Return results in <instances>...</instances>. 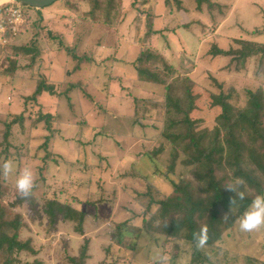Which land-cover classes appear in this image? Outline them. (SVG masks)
Segmentation results:
<instances>
[{"label":"rangeland","instance_id":"rangeland-1","mask_svg":"<svg viewBox=\"0 0 264 264\" xmlns=\"http://www.w3.org/2000/svg\"><path fill=\"white\" fill-rule=\"evenodd\" d=\"M180 1L183 8L177 10L174 5L169 8L166 0H115L112 16L107 18L102 13L97 19L90 18V6L84 0H61L39 10L12 0L0 5V10L17 7L21 12L17 21L4 16V30L0 31V142L2 119L9 113L19 114L24 111L26 116L35 120L37 110L41 114L50 112L60 117L61 124L66 123L60 129L61 136H58L56 148L54 147L62 158L50 164L54 174L48 186L37 183L38 170L42 165L40 156L43 155L38 146L42 136L46 134L42 123L37 124V129L28 137L32 157H27L25 153V148L29 147L24 140L25 133L22 138L12 135L10 145L16 150L22 146V158L11 159L16 165V171L10 178H0L3 182L0 183V207L8 210L3 216L6 221L15 220L17 214L22 216L19 239L29 242L34 251L33 254H18L17 261L13 264H70L68 259L78 255L85 240L88 241L86 264H152V256L158 250L167 253L170 264H191L189 246L177 241L163 243V238L152 240L149 235L143 234L136 250L131 252L110 240L115 222L134 216L140 218V214H143L144 208L138 201H142L139 196L144 198L145 195L147 198L151 194V198L158 201L167 194L168 189L161 185L156 170L169 167L177 179L189 176V168L181 165L183 156H176L169 143H161L156 139L158 132L164 127L165 109L162 106L164 102L151 100L159 97L161 100L164 95L162 87L131 81L129 73L131 76L134 73L132 65L136 64L141 53L158 52L172 64L174 70H179L182 75L189 74L203 88L207 87L216 93L217 88L209 81L208 76L215 78L222 83L226 93H230L229 102L242 106L247 103L246 89L264 88V54L248 60L239 69V73H234L226 70L227 66L231 69L239 67L232 56H209L207 52L214 42L225 52L232 46L235 49L238 46L233 39L238 38L253 39L264 44V0H214L224 13L222 17L219 16L222 20L216 26L209 22L207 16L198 15L194 1ZM170 2L174 3L173 0H169ZM158 17L160 19L156 20ZM196 22H203L212 31L209 28L203 33L196 31ZM255 28L262 30L261 36L251 35ZM150 29L156 33L167 29L170 33H165L163 37L160 33L149 34ZM197 41L199 47H196ZM30 44L39 49V75L55 83L56 96L66 87H73V90L70 88L67 92V96H60V103L54 100L56 96L50 100L45 95L41 101L49 102H44L37 109L32 106L31 100H25L32 95L36 78L27 70V58L18 55L15 48ZM79 58L83 59V63L80 62L77 67ZM13 61L16 62L17 70L11 74L8 71ZM156 62L159 63L160 60ZM157 63L152 66L162 68ZM77 68L81 71L88 70L89 73L86 74L90 79L82 80L85 79L83 76L82 79L78 78L81 71L76 73ZM33 71L35 72V67ZM67 72H73L72 79L65 80ZM178 80L180 81L173 80L174 83H170L172 97L183 99V83L187 79L179 77ZM112 83L116 88H111ZM6 85H12L11 90ZM13 91L16 92V105L12 99ZM128 96L131 98L128 99ZM100 106L106 109L107 116L104 118L99 115ZM135 115L147 124L145 130L133 131ZM84 122L91 127H101L106 133L117 134L119 138L115 139L118 142H112L109 137H93L94 132L90 129L79 138L76 131L81 130L78 126ZM79 143L84 145L81 148V161L77 160L75 152V145L79 147ZM154 148L162 150L159 159L144 158L133 168V172L139 177L130 178L127 183L118 181L139 154ZM2 150L1 145L0 154ZM3 158L4 156H0V162H3ZM26 166L31 167L35 173L38 188L33 195L38 202L42 196H52L85 212L82 234L77 233L74 230L75 224L69 221H60L49 227L46 218L42 219L29 212L30 205L27 201L19 206H11L19 196L14 186L15 176ZM65 168L71 171L67 173ZM91 173L93 176H90ZM141 177H145L149 183L155 181L160 192L157 193L156 188H152L149 193L148 184ZM130 181L142 185L136 186ZM155 209L152 207V210ZM174 246H178V250ZM204 253L211 259L210 264H264V229L244 233L239 230L237 220L222 240ZM2 263L3 256L0 253V264Z\"/></svg>","mask_w":264,"mask_h":264},{"label":"trees","instance_id":"trees-1","mask_svg":"<svg viewBox=\"0 0 264 264\" xmlns=\"http://www.w3.org/2000/svg\"><path fill=\"white\" fill-rule=\"evenodd\" d=\"M84 1L90 6L91 19H97L98 15L102 13L107 18L112 16L111 11L115 6V0ZM192 1L195 3L196 10H194L197 11L199 16H207L209 22L214 26L219 24V21H221L219 16L222 17L224 13L215 4L214 0ZM166 2L169 8H172L173 5L177 10L183 8L180 0H173V4L169 3V0H166ZM113 17H115V13H113ZM196 24L202 30H200L202 33L205 29H210V26L200 22H196ZM184 27L189 28L187 25ZM154 33L156 32L149 30V34ZM159 33L164 37L165 33H170V30L165 29ZM251 35L261 36L262 30L255 28L252 30ZM233 42L238 47L234 49L232 46L228 52L220 49L216 42L210 44V49L207 52L209 56H232L239 67L231 69L230 66H227L226 70L229 72L239 73L248 60L257 56L261 57L264 54V44L257 43L253 39L238 38L233 39ZM15 51L21 57L27 58V70L29 74L35 75L34 90L32 95L29 98L26 97L25 100H31L33 102L32 106L38 109L44 102H49L41 101L43 96L46 95L50 100L56 96L55 83L48 81L45 76L39 75L41 54L39 55L40 51L36 46L30 44V46L15 48ZM73 58L75 59V56ZM158 59L160 60L159 63L156 62ZM82 60V58L77 59V67ZM15 63L13 61L9 68L8 72L11 74L17 70ZM153 63L160 64L162 68H158L156 65L152 66ZM147 64L149 65L148 68L146 67ZM33 66L35 72L37 71L36 73L33 71ZM132 67L134 73L132 76L129 73L130 76L128 77L131 81L143 84L150 83L162 87L164 95L161 96V100L160 97L157 100H151L164 102L162 106L165 109L164 127L162 126V130L158 132L156 139L161 143L163 141L169 143L174 151L173 154L176 156L178 154L183 156L181 165L189 168V176L177 179L172 175L169 167L161 171L156 170L161 185H165L168 189L167 194L158 201H154L151 194L147 198L145 195L144 198L139 196L143 201L138 200L144 208L143 214H140V218L134 216V218L115 222L110 240L113 244L131 252L136 250L137 243L143 234L149 235L152 240L163 238L165 239L163 243L177 241L179 244L189 246V263L210 264L211 259L204 252L222 240L223 236L232 228L256 195L264 193V88L246 89L247 103L239 107L229 102L230 93L227 94L222 83L215 78L208 76L209 81L211 80L217 88L216 93L207 87L203 88L189 74L182 75L179 70H174L172 64L167 62L165 57L158 52L145 51L141 53L136 64ZM80 71L77 68L76 73ZM86 72L89 73L86 69L85 71L82 70L78 78L82 79L81 76H83L87 80ZM73 76V72H67L65 80L72 79ZM179 77L187 79L183 83V99L172 97L170 83H174L173 80L180 81L178 80ZM63 84L65 85L66 81ZM67 85H69L68 82ZM111 86V88H116L114 83ZM70 88L73 90V87H66L61 94H57L54 100L60 103V96H67ZM100 94L102 95V93ZM130 98L128 96V99ZM132 99L136 101L135 98ZM99 109V115L106 117V109L103 106H100ZM37 114L35 120H32L29 115L26 116L24 111L19 114L6 115L2 119L3 121L1 120L3 131L0 146H3L2 155H4V160L9 159L10 156L13 160L14 157L21 159L22 146H19V151L14 149L10 143L11 138H13L12 135L22 138L25 133L24 140L29 145L25 148V153L27 157H32L29 153L31 152V141L28 137L31 132L37 129L35 126L42 123L46 134L42 136L41 143L38 146L43 155L40 156L42 165L38 170L37 183L48 186V183L53 179L51 176L54 174L50 164L62 158L53 151V142L61 135L60 127L63 124H61L60 117L56 114L50 112L41 114L38 110ZM26 124L28 129H26ZM77 125L75 124V126ZM133 125L139 127L140 130H145L147 126L137 115H135ZM14 127L16 128L15 131ZM78 127L81 128V130L76 131V136H79V138L85 135L86 130L90 129L94 132L93 137H109L112 142H118L114 134L106 133L101 127H91L87 122H84L83 125L80 124ZM148 127L153 128V126ZM83 146L79 143L80 149ZM10 147L14 149L12 153L7 151ZM161 153L162 150L158 148H154L149 152L143 151L138 155L137 160L132 161L131 165H133L121 174L122 177L118 181L127 183L128 179L139 177L137 173L133 172L134 166L144 158L149 160L159 159ZM65 170H67V173L71 171V169L66 168ZM237 177L245 180L247 198L245 201L240 202L238 206H234L230 212L229 197L232 194L226 192L222 185L226 181ZM142 179L148 184L149 193H151L152 188H156L157 193L160 192V188L155 181V183H149L145 177H141ZM130 182L137 184L136 186L142 185L135 181ZM0 183L3 182L0 181ZM36 188L38 187H35L33 192ZM25 201L30 205L29 212L42 219L46 218L49 227H53L60 221H69L75 224L74 230L77 233H83L82 226L85 219L83 210L76 209L68 202H61L59 198L47 197V195L42 196L40 202L34 195L30 200H24L17 196L11 206H19ZM145 202L147 203L144 207ZM152 207L156 209L152 210ZM6 210L7 208L0 207V253L3 256L2 264H13L17 261L18 254L22 252L33 254L34 251L29 242H22L19 239L23 224L22 216L17 214L15 220L6 221L3 217L4 214L8 213V210ZM226 214L228 215L224 217ZM166 222L168 226L164 227L163 225ZM202 224L209 226L210 239L205 249L196 250L192 243V233L198 230ZM87 245L88 241L85 240L78 250V255L68 259L70 264H86L88 257ZM174 248L178 250L179 247L174 246Z\"/></svg>","mask_w":264,"mask_h":264},{"label":"clouds","instance_id":"clouds-1","mask_svg":"<svg viewBox=\"0 0 264 264\" xmlns=\"http://www.w3.org/2000/svg\"><path fill=\"white\" fill-rule=\"evenodd\" d=\"M15 171L16 165L13 160L7 159L0 162V178L8 179ZM14 186L21 199L30 200L33 197V189L36 187L33 169L26 166L20 170L19 174L15 176ZM222 187L226 192L232 194L229 197L230 212L234 206H238L247 198L245 180L241 177L226 181ZM163 226L167 227L168 223L166 222ZM238 227L244 233L264 229V194H258L251 200L247 209L238 219ZM209 239V226L207 224L200 225L198 230L192 233V243L196 250L205 249ZM152 264H170V258L166 252L158 250L152 256Z\"/></svg>","mask_w":264,"mask_h":264},{"label":"crops","instance_id":"crops-1","mask_svg":"<svg viewBox=\"0 0 264 264\" xmlns=\"http://www.w3.org/2000/svg\"><path fill=\"white\" fill-rule=\"evenodd\" d=\"M160 18L158 17L156 20H159ZM222 20V19H221ZM203 23V22H202ZM196 26V31H200L201 29L199 28V26L196 24L195 25ZM193 28V27H192ZM189 29V28H188ZM194 29V28H193ZM189 31V30H188ZM187 31V32H188ZM202 31V30H201ZM206 31H207V29H206ZM191 32V31H190ZM199 41H197V45H196V47H199V43H198ZM195 47V48H196ZM88 78L90 79V77L88 76ZM1 79V78H0ZM84 80H86V79H84ZM88 80V79H87ZM11 86L12 85H10V87L8 86V85H6V87L7 88H9L10 90H11ZM15 91H13V94H12V99L15 101V105H16V103H17V99H16V92L14 93ZM15 94V95H14ZM10 114V113H9ZM12 114H14V113H12ZM0 116H2V114L0 115ZM5 117V116H4ZM103 118H104V116H103ZM62 124H66L65 122L63 123L62 122ZM63 126V125H62ZM62 126L60 127L61 128V130H62ZM132 129H133V131H135V130H137V132H139V127H135L133 124H132ZM16 130V128L14 127V131ZM89 131V130H88ZM59 136H61V135H59ZM115 137H118L119 138V136L117 135V134H115L114 135ZM58 141V138L53 142V150H54V152L56 153V154H59L60 155V153H57V151L55 150V148H56V142ZM0 144H1V142H0ZM55 147V148H54ZM9 151H10V153H12L13 151H14V149L13 148H9ZM75 152H76V157H77V160H79V161H81L80 159H83V158H81V157H83V155H82V153H83V150L82 149H80V147H78L77 145H75ZM82 152V153H81ZM62 155V154H61ZM71 155H75L74 153H71ZM0 156H4V155H2V154H0ZM68 157H70V155H68ZM63 158H64V155H63ZM65 158H67V157H65ZM10 159H11V157H10ZM86 160H88V158L86 159ZM83 163H86V162H83ZM93 173H91L90 174V176H93L92 175Z\"/></svg>","mask_w":264,"mask_h":264},{"label":"water","instance_id":"water-1","mask_svg":"<svg viewBox=\"0 0 264 264\" xmlns=\"http://www.w3.org/2000/svg\"><path fill=\"white\" fill-rule=\"evenodd\" d=\"M1 1V0H0ZM20 5H23L28 8H32L35 10L43 9L51 6L57 1L61 0H12Z\"/></svg>","mask_w":264,"mask_h":264},{"label":"built area","instance_id":"built-area-1","mask_svg":"<svg viewBox=\"0 0 264 264\" xmlns=\"http://www.w3.org/2000/svg\"><path fill=\"white\" fill-rule=\"evenodd\" d=\"M4 16H9L10 18H14L15 21L19 20L21 17V12L20 9L15 7V8H6L0 10V31H2L3 28V23H4Z\"/></svg>","mask_w":264,"mask_h":264},{"label":"bare ground","instance_id":"bare-ground-1","mask_svg":"<svg viewBox=\"0 0 264 264\" xmlns=\"http://www.w3.org/2000/svg\"><path fill=\"white\" fill-rule=\"evenodd\" d=\"M5 1H6V0H1V1H0V5H1L3 2H5Z\"/></svg>","mask_w":264,"mask_h":264},{"label":"flooded vegetation","instance_id":"flooded-vegetation-1","mask_svg":"<svg viewBox=\"0 0 264 264\" xmlns=\"http://www.w3.org/2000/svg\"><path fill=\"white\" fill-rule=\"evenodd\" d=\"M7 1H8V0H6L5 2H7ZM5 2H3V3H5ZM3 3H2V4H3Z\"/></svg>","mask_w":264,"mask_h":264}]
</instances>
